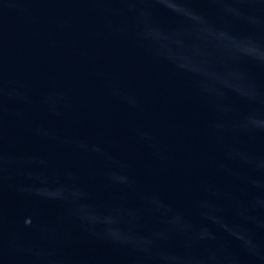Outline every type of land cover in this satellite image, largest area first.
Segmentation results:
<instances>
[{"label": "water", "instance_id": "95a60500", "mask_svg": "<svg viewBox=\"0 0 264 264\" xmlns=\"http://www.w3.org/2000/svg\"><path fill=\"white\" fill-rule=\"evenodd\" d=\"M0 264H264V0H0Z\"/></svg>", "mask_w": 264, "mask_h": 264}]
</instances>
